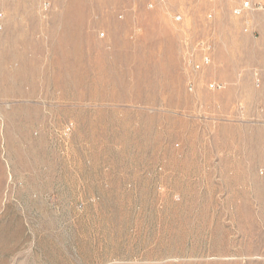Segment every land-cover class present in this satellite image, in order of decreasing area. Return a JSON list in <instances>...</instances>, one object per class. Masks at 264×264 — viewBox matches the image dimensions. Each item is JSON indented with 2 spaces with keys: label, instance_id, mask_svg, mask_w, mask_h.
Instances as JSON below:
<instances>
[{
  "label": "rangeland",
  "instance_id": "obj_1",
  "mask_svg": "<svg viewBox=\"0 0 264 264\" xmlns=\"http://www.w3.org/2000/svg\"><path fill=\"white\" fill-rule=\"evenodd\" d=\"M257 5L0 0V264H264Z\"/></svg>",
  "mask_w": 264,
  "mask_h": 264
},
{
  "label": "built area",
  "instance_id": "obj_2",
  "mask_svg": "<svg viewBox=\"0 0 264 264\" xmlns=\"http://www.w3.org/2000/svg\"><path fill=\"white\" fill-rule=\"evenodd\" d=\"M242 8H243V9H250V8H251V5H250L248 2H245V3L243 4ZM256 10H264V6H262V5H257V6H256ZM240 12H241V9H238V10H236L235 13H236V14H240ZM209 62H210L209 57L206 56V55H203V56H202V61H201V63L204 64V65H207V64H209ZM199 67H200L199 65L196 66V68H199ZM210 87L213 88L214 86H213V85H210Z\"/></svg>",
  "mask_w": 264,
  "mask_h": 264
}]
</instances>
